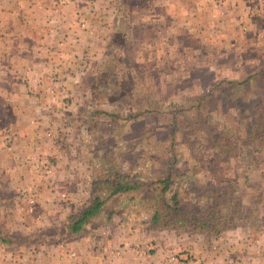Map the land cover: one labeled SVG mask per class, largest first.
I'll use <instances>...</instances> for the list:
<instances>
[{
	"label": "crops",
	"instance_id": "crops-1",
	"mask_svg": "<svg viewBox=\"0 0 264 264\" xmlns=\"http://www.w3.org/2000/svg\"><path fill=\"white\" fill-rule=\"evenodd\" d=\"M130 7L126 0H0V264H264V229L231 227L213 238L137 226L118 205L121 195L70 232L102 189L67 124L75 89L91 86L90 72L103 64L121 21L186 18L183 1L164 3L157 16L152 6Z\"/></svg>",
	"mask_w": 264,
	"mask_h": 264
},
{
	"label": "rangeland",
	"instance_id": "rangeland-1",
	"mask_svg": "<svg viewBox=\"0 0 264 264\" xmlns=\"http://www.w3.org/2000/svg\"><path fill=\"white\" fill-rule=\"evenodd\" d=\"M126 1L131 9L152 6L157 16L172 0ZM174 1L186 7L180 23L121 21L103 64L90 72L93 86L75 89L78 104L67 124L98 177L116 167L117 178L145 186L118 204L137 226L150 219L146 199L154 187H148L167 175L171 160L169 196L178 191L183 206L206 209L211 202L203 194L216 187L213 155L235 149L226 177L236 187L226 188L241 212L232 227L262 231L264 151L244 143L236 148L229 140L244 137L253 119L250 133L264 139V0Z\"/></svg>",
	"mask_w": 264,
	"mask_h": 264
},
{
	"label": "trees",
	"instance_id": "trees-1",
	"mask_svg": "<svg viewBox=\"0 0 264 264\" xmlns=\"http://www.w3.org/2000/svg\"><path fill=\"white\" fill-rule=\"evenodd\" d=\"M254 125L253 119V122L251 120L248 125L247 134L235 140L231 139L229 143L237 144L235 145L236 148L239 145H243L241 143L247 146L254 145L256 146V151H264V139L261 138L260 134L256 135L259 132L257 131L253 135L250 133ZM232 150L235 149L224 148L223 151H216L213 155V162L215 163L212 162L210 170L216 173V187L215 189L213 188L214 190L212 189L210 195L206 192L203 194L211 202V206L206 207V209L200 208L196 210L193 207L188 208L183 206L184 204L178 191H173V194L169 196L174 185L172 172L176 162L175 159L171 160L167 175L161 176L148 187H154L153 192L149 193L150 197L147 199L145 197L146 201H149L148 203L151 204L149 206H151L150 209L153 211L150 219L145 218V224L150 225V228L154 230H182L188 234L196 233L213 238H218L225 231L229 230L233 226L232 222L235 220V217L241 212V202L236 197L232 198L226 188L229 186L234 190L236 187L226 177L229 172L228 164L233 152ZM115 170L116 167H111V169L108 168L101 173L102 178L99 175L98 180L102 183L101 190L107 191L109 194L106 196L103 192L99 191V194L92 201L91 206L85 211L84 215L71 223L69 228L73 235L80 233L86 224V219L94 217L93 215H96L99 209L105 206L110 198L122 196L130 192L134 193L145 188L139 181L131 178L128 179L125 176L117 178L118 174ZM204 196L202 197L204 198Z\"/></svg>",
	"mask_w": 264,
	"mask_h": 264
},
{
	"label": "built area",
	"instance_id": "built-area-1",
	"mask_svg": "<svg viewBox=\"0 0 264 264\" xmlns=\"http://www.w3.org/2000/svg\"><path fill=\"white\" fill-rule=\"evenodd\" d=\"M7 140L10 141V137L7 136ZM172 259L177 260L178 258L173 255Z\"/></svg>",
	"mask_w": 264,
	"mask_h": 264
}]
</instances>
